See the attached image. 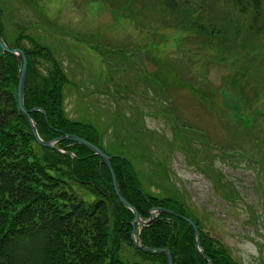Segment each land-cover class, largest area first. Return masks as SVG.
Segmentation results:
<instances>
[{"label": "rangeland", "instance_id": "1", "mask_svg": "<svg viewBox=\"0 0 264 264\" xmlns=\"http://www.w3.org/2000/svg\"><path fill=\"white\" fill-rule=\"evenodd\" d=\"M118 1L0 0L2 39L48 50L68 81L66 118L95 128L145 193L183 202L238 264H264V32H251L246 49L218 50L149 11L150 0L115 11ZM179 4L214 30L230 12L237 42L247 37L225 2ZM35 68L44 75L49 65ZM118 258L159 264L124 243Z\"/></svg>", "mask_w": 264, "mask_h": 264}, {"label": "trees", "instance_id": "2", "mask_svg": "<svg viewBox=\"0 0 264 264\" xmlns=\"http://www.w3.org/2000/svg\"><path fill=\"white\" fill-rule=\"evenodd\" d=\"M150 1L149 11L157 9L174 19L175 26L218 50L246 49L251 32L256 37L264 32V0H214L225 2L234 16L246 20L247 37L241 42L238 17L233 20L230 12L222 15L226 23L221 30H214L190 18L191 11L179 4L186 0ZM129 2L133 1L119 0L115 11ZM2 31L0 25L1 36ZM17 42L27 61L23 104L40 138L51 141L71 134L101 149L95 128L64 114L62 88L68 81L61 66L47 49L37 45L25 49ZM41 60L49 65L44 75L35 68ZM19 67V60L0 49V264H125L118 258L123 243L143 257L168 264L163 253H143L133 245L134 215L117 198L109 169L91 149L69 140L57 142L56 149L37 142L27 119L17 111ZM110 163L123 198L147 221L140 228L142 246L167 249L173 264H208L185 220L166 212L151 219L153 208L191 219L184 203L145 193L126 158L112 156ZM75 185L86 191V197ZM191 220L199 232L201 253L212 264H238L198 221Z\"/></svg>", "mask_w": 264, "mask_h": 264}, {"label": "water", "instance_id": "3", "mask_svg": "<svg viewBox=\"0 0 264 264\" xmlns=\"http://www.w3.org/2000/svg\"><path fill=\"white\" fill-rule=\"evenodd\" d=\"M0 49L3 53H8L12 56H14L17 60H19L20 62V67H19V71H18V84H17V111L21 114H23L25 116V118L27 119L30 127H31V132L33 134V136L35 137V139L37 140V142L46 148H51V149H56L55 147V143L62 141V140H69L71 142H75L78 143L80 145L86 146L89 149H91L94 152V155L98 156L101 159V162L104 163L107 168L109 169L110 173H111V177H112V183H113V188H114V192L117 196V198L119 199V201L126 207L128 208L134 215L133 221H132V226H133V231L131 233V241L133 243V245L139 249L140 251H142L143 253H155V252H161L165 255L167 263L168 264H173L172 262V258L171 255L169 253V251L167 249H155V248H148V247H143L140 239H139V233H140V228L144 227L147 223V221H144L140 218L138 212L135 210V208H133L122 196L118 183L116 181L115 175L112 171L111 168V164H110V156H107L102 150H100L97 146H95L94 144L88 142L87 140H84L78 136L75 135H62L60 138H57L55 140H51V141H43L40 136L37 133L36 130V126L35 123L33 122V120L31 119L29 113L27 112V110L24 108V88H25V74H26V66H27V61H26V57L24 52L20 49V48H9L5 42L3 41L2 37L0 36ZM35 110H39L42 111L38 108H35ZM157 212H166L168 214H172L175 215L179 218H182L183 220H185L194 230V234H195V240H196V248L198 250V252L203 256V258H205L206 260H208V264H212L211 261H209V259L204 256L201 253V249H200V243H199V232L197 229V226L193 223L192 220L185 218L181 215H178L176 213H174L171 210L165 209V208H153L150 211L151 214V219H153L154 217H156V213Z\"/></svg>", "mask_w": 264, "mask_h": 264}]
</instances>
